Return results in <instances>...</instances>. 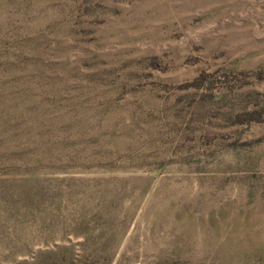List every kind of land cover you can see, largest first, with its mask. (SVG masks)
Here are the masks:
<instances>
[{
    "label": "rangeland",
    "instance_id": "rangeland-1",
    "mask_svg": "<svg viewBox=\"0 0 264 264\" xmlns=\"http://www.w3.org/2000/svg\"><path fill=\"white\" fill-rule=\"evenodd\" d=\"M0 60V264H264V0H5Z\"/></svg>",
    "mask_w": 264,
    "mask_h": 264
},
{
    "label": "trees",
    "instance_id": "trees-1",
    "mask_svg": "<svg viewBox=\"0 0 264 264\" xmlns=\"http://www.w3.org/2000/svg\"><path fill=\"white\" fill-rule=\"evenodd\" d=\"M4 1H5V0H0V8L3 7ZM3 64H5V62H3L2 60H0V65H3ZM9 66H10V65H9ZM4 76H5V74L2 75L1 78L4 77ZM3 80H4V79H1V84H9L8 82H3Z\"/></svg>",
    "mask_w": 264,
    "mask_h": 264
}]
</instances>
